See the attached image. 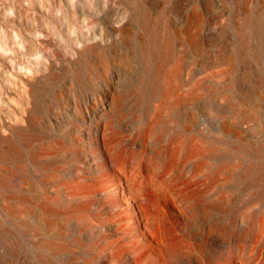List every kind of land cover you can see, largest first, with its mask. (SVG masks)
Returning <instances> with one entry per match:
<instances>
[{
	"label": "rangeland",
	"instance_id": "obj_1",
	"mask_svg": "<svg viewBox=\"0 0 264 264\" xmlns=\"http://www.w3.org/2000/svg\"><path fill=\"white\" fill-rule=\"evenodd\" d=\"M134 1L180 32L171 56L145 39ZM246 1L256 12L259 0H0V134L15 142L0 152H21L0 157V264H264V176L246 175L264 168V46L258 64L237 56ZM121 168L145 186L161 246ZM207 226L221 245L200 254ZM48 237L73 243L53 255Z\"/></svg>",
	"mask_w": 264,
	"mask_h": 264
},
{
	"label": "bare ground",
	"instance_id": "obj_2",
	"mask_svg": "<svg viewBox=\"0 0 264 264\" xmlns=\"http://www.w3.org/2000/svg\"><path fill=\"white\" fill-rule=\"evenodd\" d=\"M134 2H135V5L137 6V12L140 15V18L142 21L145 39L147 38L151 42L156 43L158 45V48L162 50L163 55L165 57L171 56L173 53V45L176 43V41H178L180 32L172 29L171 25H170L171 24L170 21L167 18H164V16L158 14V16L152 17L150 14H148L146 9H144V7L141 4L139 6L140 2H138V1H134ZM255 3H257V2H255ZM257 5H258V7H257L256 12L252 11L248 7L247 1L244 2L242 7L239 9L240 19L238 22L239 36L237 38L238 39L237 56L239 57V59H241L243 64H245L244 62H246V61H249L251 64H253L250 57H254V59L256 60V63H257V61L259 59V54L262 56V54L259 52H258L259 53L258 54L257 51L255 53L253 51V49H255L254 47H256V45H257L254 43V40L256 41V43L259 42V44L264 46V0H259ZM191 20H192V22L193 21L203 22V18L200 15H197V16L194 15V17ZM205 22L206 21H204V23H201V27L199 29V30H201V32L206 30ZM203 26H204V28H203ZM202 28H203V30H202ZM111 30L113 32L118 31L121 35H125V33H127L126 30L119 28L118 25L112 26ZM147 46H149V45H147ZM258 49H259V46H258ZM260 50L263 53L262 48ZM150 53H151V49L149 47L144 46L143 47V55L145 57V60L148 63L151 62L150 61L151 60V54ZM253 65H255V64H253ZM159 69H161V67H159ZM261 77L257 78V81L260 82V84L264 83V79H262ZM157 80L158 81L156 82V88L158 89L162 86V84H161L159 78ZM240 85L243 88L244 82L240 83ZM247 97H248V92H246V93L244 92L243 93V99H246ZM35 108H36V99H35ZM114 114H116V113L114 112ZM33 119L34 118L32 117V114H30L28 117L29 122L32 123ZM0 126H2V124H0ZM13 140L14 139L12 137L3 136L2 134H0V144L1 143L2 144L3 143H9V144L15 145V142ZM25 140L27 141L28 139L25 138L23 141H25ZM8 151L9 152H0V157L10 156V157L17 159L21 154L20 150L16 147H14V148L12 147L11 151L10 150H8ZM159 157H161V155H159ZM106 160L108 161V164H110L112 166V168L119 167L120 158L118 155L110 156ZM114 171L116 172L117 170H114ZM263 171H264V168L260 167V166L257 168L256 167H249V169L246 170V175L254 176V180L258 181V180L263 178V176H264ZM116 173L118 174L117 178H118L119 182L121 183L122 192L123 193L127 192V193H130V195H131L130 200H131V203L133 204V207H134L133 208L134 216L137 219V222L139 223L140 231L142 232V234L144 236L147 237V239L154 240V241L158 242V245L161 246V242L165 241V238L167 235H164V232L162 231V225L159 222V220H160L159 216L155 215L154 213L149 212V210H148L149 195L146 193L145 186L138 183V181L135 180L134 176L130 172L124 171V169H122L121 172L117 171ZM8 187H9L8 177L0 174V190L7 191ZM8 197H14V196L9 194ZM21 198L24 199V196H21ZM11 209L13 210L12 206H11ZM43 222L45 224V227L48 230L51 229V225L53 224V222H52L50 215L44 217ZM212 227L213 226H207L204 234L200 235V238H198V240H196V250L200 254L205 253V251H207L210 247L219 243V242H217L218 238L212 236L213 235L212 233L210 234ZM32 229H33L32 231H36L38 233L37 227L33 226ZM221 229L223 230L226 228L221 227ZM5 231L6 230H2L0 228V236L1 237L5 236L4 239H6V237L9 238L8 235L6 236V234L8 233L7 231H6V234H3V232H5ZM36 232H34V233L36 234ZM39 234H40V231H39ZM9 235H11V234H9ZM167 238H168V236H167ZM14 239H12L10 241L12 242ZM6 241H5V244L7 243ZM16 242L17 241H15V243ZM74 242H78V240H76ZM13 243H14V241H13ZM42 243H43L44 247H46V249L50 252V254L54 255L56 253L67 252L70 249L71 244L73 242L68 241L64 238L48 237ZM8 245H10V243ZM11 246H13V245H11ZM18 246L21 247L19 244H17L16 247H18ZM14 247L15 246H13V248ZM41 247H42V245H41ZM13 248L11 247V250ZM15 250H16V248L13 251H11V253L13 255L18 256L20 254V252H18V251H20L21 248L17 249L18 250V251L16 250L17 252H15ZM21 252H22V250H21ZM49 260L52 261L50 258H49ZM1 264H8V263L4 262V260H1ZM194 264H201V263L198 259H196Z\"/></svg>",
	"mask_w": 264,
	"mask_h": 264
}]
</instances>
